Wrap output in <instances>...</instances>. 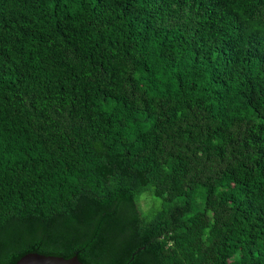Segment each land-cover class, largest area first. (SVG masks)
<instances>
[{
    "label": "trees",
    "instance_id": "obj_1",
    "mask_svg": "<svg viewBox=\"0 0 264 264\" xmlns=\"http://www.w3.org/2000/svg\"><path fill=\"white\" fill-rule=\"evenodd\" d=\"M264 264V0H0V264Z\"/></svg>",
    "mask_w": 264,
    "mask_h": 264
},
{
    "label": "water",
    "instance_id": "obj_2",
    "mask_svg": "<svg viewBox=\"0 0 264 264\" xmlns=\"http://www.w3.org/2000/svg\"><path fill=\"white\" fill-rule=\"evenodd\" d=\"M17 264H83L77 256L70 259L57 256H45L37 253H30L22 257Z\"/></svg>",
    "mask_w": 264,
    "mask_h": 264
}]
</instances>
